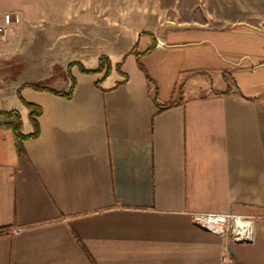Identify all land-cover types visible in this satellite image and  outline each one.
I'll return each mask as SVG.
<instances>
[{
  "label": "crops",
  "instance_id": "crops-1",
  "mask_svg": "<svg viewBox=\"0 0 264 264\" xmlns=\"http://www.w3.org/2000/svg\"><path fill=\"white\" fill-rule=\"evenodd\" d=\"M4 13L0 111L25 135L18 89L41 112L22 153L0 125V264H264V0H0ZM100 56L121 73L96 86L73 65L70 98L28 86L67 92L68 65ZM193 213L252 217L251 237Z\"/></svg>",
  "mask_w": 264,
  "mask_h": 264
},
{
  "label": "trees",
  "instance_id": "trees-1",
  "mask_svg": "<svg viewBox=\"0 0 264 264\" xmlns=\"http://www.w3.org/2000/svg\"><path fill=\"white\" fill-rule=\"evenodd\" d=\"M139 56H140L139 54H136L137 61L139 59ZM73 65H77L80 72H82V73L101 74V78L95 82L96 86H98L100 83H102L108 77V75L110 74L112 69H114L118 73H121L120 72V63H117V64L112 66L110 60L106 56H100L98 58V64H97L96 69H86L79 63H70L68 65L67 73H68V76L70 79V87H69L67 92H60V91H56L54 89L42 87L39 85H28V86H30L31 88H33L35 90L46 91V92H49V93L54 94V95H61V96L66 97V98H70L72 95V92H73L74 84H75L74 78L71 76L70 71H69L70 67ZM138 66L145 73L146 79L149 82H152L151 79L147 76L144 68L139 63V61H138ZM126 79H127V77H126V75H124V80L120 83H117L116 85L123 83L124 81H126ZM19 91H20V89H18V91H17V96H18L20 102L22 103V105L25 106L29 111L28 119H29V121L33 127V133H31L29 135H25L22 133V122L20 119V115L17 111H0V121H1L0 125L8 128L12 132L17 152L22 153L23 152V142L27 139L35 138L38 135V123H37L36 118L40 115L41 110L37 105L24 101L22 99V97L20 96ZM178 95H179V99L177 101L170 102L167 104H163L162 106L170 107V106H173L174 104H177L180 101L181 95H182L180 87L178 88ZM153 100L156 102V88H154Z\"/></svg>",
  "mask_w": 264,
  "mask_h": 264
},
{
  "label": "built area",
  "instance_id": "built-area-1",
  "mask_svg": "<svg viewBox=\"0 0 264 264\" xmlns=\"http://www.w3.org/2000/svg\"><path fill=\"white\" fill-rule=\"evenodd\" d=\"M17 19H12L8 13H4L0 24V40L4 41L7 29ZM251 219L241 215L224 213H193L192 221L198 228L209 230L221 237L230 236L234 241H245L251 237ZM226 253V251H224Z\"/></svg>",
  "mask_w": 264,
  "mask_h": 264
}]
</instances>
